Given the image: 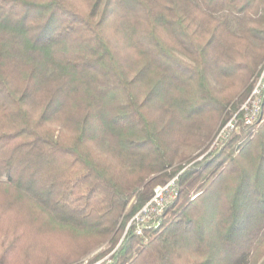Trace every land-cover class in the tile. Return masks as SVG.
Wrapping results in <instances>:
<instances>
[{"label": "trees", "instance_id": "obj_1", "mask_svg": "<svg viewBox=\"0 0 264 264\" xmlns=\"http://www.w3.org/2000/svg\"><path fill=\"white\" fill-rule=\"evenodd\" d=\"M263 61L264 0H0V264H264Z\"/></svg>", "mask_w": 264, "mask_h": 264}, {"label": "built area", "instance_id": "obj_2", "mask_svg": "<svg viewBox=\"0 0 264 264\" xmlns=\"http://www.w3.org/2000/svg\"><path fill=\"white\" fill-rule=\"evenodd\" d=\"M264 96V61L260 65L253 78V86L247 99L240 107L243 114V121L246 125H254L262 119V103ZM238 129L237 114L231 117L220 129L217 139H225L230 133ZM178 196L177 176L165 184H159L154 189L152 198L134 215L129 222L136 223L137 233L142 234L144 228L149 226L157 227L160 224V216L168 203ZM153 222V223H151ZM94 264H102V260Z\"/></svg>", "mask_w": 264, "mask_h": 264}, {"label": "rangeland", "instance_id": "obj_3", "mask_svg": "<svg viewBox=\"0 0 264 264\" xmlns=\"http://www.w3.org/2000/svg\"><path fill=\"white\" fill-rule=\"evenodd\" d=\"M262 64V63H261ZM225 125V124H224ZM222 126H223V124L221 125V122L219 123V125L216 127V129L214 130V133H212V135L210 136V139H209V142H207V144L209 143L210 145H209V148H208V151H210V150H212L216 145H218V144H220L223 140L222 139H220V140H218L217 139V135H218V133H219V131H220V129L222 128ZM233 131H236V129H234ZM232 131V132H233ZM231 132V133H232ZM230 133V134H231ZM206 144V145H207ZM205 145V146H206ZM204 146V147H205ZM200 150L201 149H197V148H195V146H193V145H188V146H184V147H182V151L184 152V153H186L187 155H188V158L186 159V160H184V162H186V164L187 163H189L191 160L189 159V158H192V157H194V156H196L197 154H199V152H200ZM203 156V155H202ZM202 156H200L199 158H201ZM171 180V179H170ZM166 208V207H165ZM165 208H164V210H165ZM163 213H164V211H163ZM134 217V216H133ZM132 217V218H133ZM160 217H162V215L160 216ZM131 221V220H130ZM132 223H135V222H132ZM151 223H153V222H151ZM129 224V223H128ZM136 224V223H135ZM153 226V225H152ZM159 226V225H158ZM130 226H128L127 225V229L129 228ZM149 227H151V226H149ZM145 229V228H144ZM137 231V230H136ZM144 231V230H143ZM139 235H141V234H139ZM123 239V238H122ZM107 247H109V242L107 241V242H105V243H103L102 245H100L99 247H97L90 255H88L87 257L89 258V257H91V256H93V255H95L98 251H100L101 249H105V248H107ZM115 251V249L112 251V252H110L109 254H107V255H105L104 257H102V258H100V259H98V260H96L95 262H93V263H91V264H94V263H96V262H98V261H101L102 260V264H106V262H109L110 261V255L113 253ZM85 263H87V260H85Z\"/></svg>", "mask_w": 264, "mask_h": 264}]
</instances>
